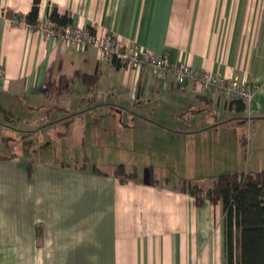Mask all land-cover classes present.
I'll return each instance as SVG.
<instances>
[{
	"label": "crops",
	"instance_id": "crops-1",
	"mask_svg": "<svg viewBox=\"0 0 264 264\" xmlns=\"http://www.w3.org/2000/svg\"><path fill=\"white\" fill-rule=\"evenodd\" d=\"M32 2L0 0V264H225L221 203L196 206L182 177L159 173L211 168L245 121L264 143V0H40L36 28ZM54 6L72 26L257 86L253 97L238 111L44 36ZM120 164L136 176L121 180Z\"/></svg>",
	"mask_w": 264,
	"mask_h": 264
},
{
	"label": "trees",
	"instance_id": "trees-1",
	"mask_svg": "<svg viewBox=\"0 0 264 264\" xmlns=\"http://www.w3.org/2000/svg\"><path fill=\"white\" fill-rule=\"evenodd\" d=\"M39 3L40 0H33L30 10L24 15L25 21L32 28H36L39 23ZM47 18L56 30L72 25L70 13L59 12L55 6ZM80 76L85 82L94 81L92 75ZM54 84V81H49L45 92H54L57 95L63 84ZM231 103L238 111L244 109L240 100H233ZM28 168L31 172L30 165ZM92 170L100 172L94 165ZM113 173L121 180L133 178L137 174L135 169L126 170L122 164L115 166ZM148 180L149 183L157 180L151 169L148 170ZM180 189L190 193L196 206L203 205L205 201L221 203L225 228V264H264V169L255 172H224L207 188L182 183Z\"/></svg>",
	"mask_w": 264,
	"mask_h": 264
},
{
	"label": "built area",
	"instance_id": "built-area-1",
	"mask_svg": "<svg viewBox=\"0 0 264 264\" xmlns=\"http://www.w3.org/2000/svg\"><path fill=\"white\" fill-rule=\"evenodd\" d=\"M12 20L17 22L18 18L14 17ZM41 29L44 36H54L77 47L94 46L106 58L115 59L128 68H145L162 78L172 73L179 85L191 81L203 91L212 95L221 92L227 100H240L245 106L250 103L257 87L235 77H226L207 70L196 71L185 62H172L165 53L156 54L142 49L134 43L122 41L108 31L97 35L88 28L72 25L56 30L49 19ZM3 76L4 71L0 67V78Z\"/></svg>",
	"mask_w": 264,
	"mask_h": 264
},
{
	"label": "rangeland",
	"instance_id": "rangeland-1",
	"mask_svg": "<svg viewBox=\"0 0 264 264\" xmlns=\"http://www.w3.org/2000/svg\"><path fill=\"white\" fill-rule=\"evenodd\" d=\"M236 131L237 136L235 138L239 145L237 150L230 148L228 150L229 154H225L224 156L216 154L214 165L211 168H206L207 165L203 163V159L200 167L196 169L189 170L186 168V170L178 165L177 167L174 166L176 167L174 170L172 169L167 172L160 170L161 172L158 173H167V175L172 176L173 180L174 177H182L183 180L181 179V181H184L186 184H197L202 188H207L211 186L213 180L221 173L255 172V167L258 166L256 165L258 162L264 164V143H262L261 139L256 142L255 136L253 135V127L249 128L248 125L246 126V121L243 127ZM172 178L170 177L169 179L172 181Z\"/></svg>",
	"mask_w": 264,
	"mask_h": 264
}]
</instances>
